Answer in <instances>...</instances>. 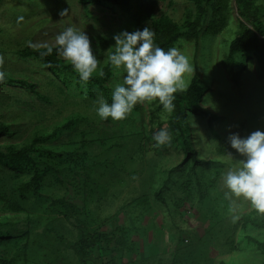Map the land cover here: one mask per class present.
Returning <instances> with one entry per match:
<instances>
[{
  "label": "rangeland",
  "instance_id": "obj_1",
  "mask_svg": "<svg viewBox=\"0 0 264 264\" xmlns=\"http://www.w3.org/2000/svg\"><path fill=\"white\" fill-rule=\"evenodd\" d=\"M140 1L131 0V9L125 11L118 7L112 9L107 4L84 7L79 0L0 1V72L3 73L0 77V121L10 125L14 132L12 137H0V146L5 149L8 145H27L35 136L51 133L74 117L83 116V119L88 117L91 119L89 125L78 123L72 132L68 134L66 131L54 144L59 148L60 142L66 144L68 139H72L80 146L78 134L85 130L90 133L87 138L98 139V142L91 145V149L86 152L101 163L96 165L97 174L100 175V178L98 175L96 178L99 179L101 187L107 188V193L104 198H100L98 191L95 190L93 192L95 201L88 207L101 221H106L122 208L118 217L119 225L132 229L137 227L136 229L141 231L140 235L134 232L131 239L137 242L138 254L125 253L121 257L113 253L111 257L114 263L220 264L225 261L228 264H264L262 251L253 242L247 241L250 235L264 243V229L251 225L247 230L242 227V216L252 211L254 207L250 201L242 198L233 197L235 200L233 204L225 196L228 189L223 184V174L229 168L236 167L241 157L232 148V150L224 148L230 152L228 157L222 156L219 150V144L225 146L222 142H228L230 133H239L244 137L257 129L264 130V73L258 74L256 58L252 56L253 62L250 64L254 78L247 70L248 58L244 53L240 55V62L236 60V55L232 57L230 65L234 67L235 62L237 68L234 74L230 70L228 76L233 79L234 85L227 81L221 67L222 60H225L230 44L239 30L234 1L231 3V21L219 37L203 29L198 38L191 40L181 38L175 44V47L188 57L193 68L192 72L186 73L183 77L186 87L196 77L197 86L203 90L200 91L203 92L202 104L208 105L203 107L208 109V113L221 116L214 114L211 127L204 134H200L193 143L199 154L198 159L217 161L219 162L217 165L202 168L194 167L191 162L183 164L185 158L183 147L176 144L172 138L169 143L163 145H158L153 140L158 129L157 120L152 121V113L158 114L160 120L165 123L171 115V112L165 110L159 102L137 104L122 120L111 118L102 120L97 115L96 105L92 100L97 86L93 85L91 80L81 81L77 72L68 69L70 63L61 54L60 57L66 63V71L60 74V77L45 70L39 62L19 56V52L28 46L35 49L59 46L55 38L68 27L84 31L89 35L94 53L99 60L98 69L92 78L100 76L106 67L112 68L111 79L106 84L107 98L111 101L112 91L117 84L123 83L125 75L123 68L116 69L109 64L108 55L115 51L116 42L113 38L115 34L124 30L132 32L145 26L152 28L153 20L160 17L170 18L182 27L186 20H193L198 16L197 6L190 0H161L160 12L155 18L146 20L140 16L137 9ZM255 5L264 9V0H256ZM65 12L66 14H61ZM259 18L264 26V16ZM209 20L210 15L207 16L203 27L208 26ZM259 40L260 48L264 49V38L259 37ZM8 79H12L13 83H7ZM24 81H27L28 86L20 84ZM181 91L183 89L176 93ZM80 92L84 94L81 96ZM99 93L103 95V92ZM138 105L144 112H139L140 116H137V113L134 115L136 112L134 109ZM189 116L190 114L186 116L182 124L185 127L189 119L196 124ZM141 131L145 132L144 135H150L148 142L143 139L144 137L142 139L138 137ZM217 135H221L225 141H218ZM196 136L197 134H194V141ZM108 140L124 144L126 147L106 152L104 145ZM53 145L49 147L53 149ZM106 158L111 161L104 163ZM103 166L108 169H103ZM165 183L168 186L163 191L165 204L161 205L159 202L154 206V196ZM186 185L191 192L188 198L183 191ZM207 186L212 189H206ZM68 192L61 190L56 194L65 196L68 202L82 208L85 195H80L73 189ZM146 194L153 201L151 205L154 207L137 226L134 222L135 209L131 204L135 201L140 204L142 196ZM221 201L230 203L233 207L223 209ZM176 203L180 205L178 210L173 206ZM33 209L37 210L38 207L32 205V200H29L24 206V211L20 213L13 214L1 210L0 221L12 218V221L15 220L16 229H23L26 216L33 213ZM55 226L60 235L68 236L67 228L71 227L67 222L60 218ZM14 228L7 227L3 231L19 236L21 232ZM101 228L109 232L112 230V224L104 222ZM41 231V229L33 231L31 237L42 240L45 236ZM160 232L163 237L156 240L155 237ZM73 235L76 237V230ZM161 238L164 243L159 246L162 243V240L159 243ZM51 241L55 240L52 238ZM44 245L42 251L32 246L29 256L37 260L40 252L51 251L49 244ZM151 247L159 248L154 257L149 256ZM8 249L6 251L13 256L15 248ZM66 255L68 257L65 260L58 259L55 264H76L77 260L70 250L66 251ZM111 257H103L102 262H111ZM148 258L147 263L144 260ZM41 260L43 261V258ZM45 261L49 262L47 258Z\"/></svg>",
  "mask_w": 264,
  "mask_h": 264
},
{
  "label": "trees",
  "instance_id": "obj_2",
  "mask_svg": "<svg viewBox=\"0 0 264 264\" xmlns=\"http://www.w3.org/2000/svg\"><path fill=\"white\" fill-rule=\"evenodd\" d=\"M130 1L131 0H79V3L84 7L107 4L110 5L112 9L118 7L120 10L125 11L129 8L131 9L132 6L130 7ZM190 1L197 6L198 16L196 19L186 20L183 24L184 27H181L178 23L167 17H160L153 20L152 29L156 34V44L167 50L170 47H175V44L181 38L189 40L198 38L203 29L219 37L224 33L231 21V3L234 1L237 7L236 12L238 17L236 20L239 24V30L238 35L230 44L229 52L225 60H222L223 64L221 63V67L224 70L227 81L234 85L233 79H230L228 76L230 75L228 72L231 70L232 74H234L237 67L235 62H233L234 67H232L230 61L232 57L236 55V60L238 59V62H240V55L244 53V56L248 58L247 70L250 76L254 77V74L250 71V64L253 62L252 56L255 57L258 62V74H260V72L264 73V49L259 46V37L264 38V26L259 16H264V9L255 5L256 0ZM161 4V0H141L140 3L137 4V9L140 16L146 18V20H150L155 18L160 12L159 6ZM208 15H210V20L208 26L205 28L203 25ZM59 47L60 46L51 47L52 52L50 54L42 55V53L47 51L48 47L35 49L28 46L25 50L19 52V56L39 62L41 67L45 70L53 73L56 77H60V74L62 75L66 71V63L57 51ZM68 69H70V71L73 69L71 64ZM111 72L112 68L108 66L103 69L100 76L90 78V82L97 86L94 90L95 94L92 97L93 101H96L97 93L103 92L105 99L111 102L106 94V84L111 79ZM195 78L196 77H194L183 91L175 93V107L171 111L168 121L166 123L162 122L160 116L155 113H152V121L157 120L158 131L166 126L171 134L172 140L180 147H183L182 150L185 154L183 164L191 162L194 167L200 166L203 168L209 165H217L219 162L202 161L198 159L199 154L196 152L194 148L195 144L193 143L197 141L200 134H204V132L211 127L216 114L208 113V109L203 107V105H206L202 104L201 101L203 92L200 93V91L203 90L201 87L197 86L198 84H196ZM9 82L13 83L12 79H8L7 83ZM20 84L28 86L27 81L20 82ZM80 94L82 96L84 93L80 92ZM153 102L156 104L159 101L153 100ZM147 103H149V101ZM155 109L159 111V109ZM134 110L136 111L134 115L137 113V116H140L139 112H143V108L139 105ZM188 114H190L189 117H192L196 124L194 125L192 123L193 121L189 119L190 124L188 123L187 125L189 127H185L182 124ZM90 120L88 117H84L83 119V116L82 118L74 117L63 127H57L51 133L35 136L27 145H8L5 149L0 146V211L13 212V214L14 212L20 213L24 211V206L29 200H32V205L38 207L37 210L33 209V213L26 216L27 220L23 229H16L15 220L12 221V218L11 220L7 218L0 221V264H55L58 259L62 258L65 260L66 257H68V255H66L67 250H70L75 260H77L76 264H122L114 263L111 255L115 253L122 257L125 253L138 254L137 242L131 239L134 232L140 235L141 231L136 229L137 227L132 229L128 226L119 225L118 217L120 216V210H122V208L113 216L107 218L106 221H101L95 217L88 207L91 202L95 201L93 195L95 190L98 191L97 194H99L100 198H104L107 193V188L101 187L99 179L96 178V175H98V177L100 176L97 174L96 165L101 163L97 161L96 158L93 159L90 153L86 152L91 145L98 142V139L87 138L90 133L85 130L78 134L80 146H77L78 142L72 139H68L66 144L60 142L61 145L59 148L58 145L54 144L66 131L68 134L72 132L78 123H87V125H89ZM201 128H203L202 131L200 130ZM153 132H155V130H153ZM13 134L14 132L11 126L0 121V137H12ZM144 134L145 132L141 131L138 137L141 139L144 137L143 139L148 142L150 135ZM194 134H197L195 141L193 138ZM65 136H67V134ZM202 136L205 137L204 135ZM216 137L220 142L225 141L221 135H217ZM111 141L112 140H108L105 142L104 147L106 152L114 151L116 148L122 149L126 147L124 144ZM222 143H225V146L219 144L221 148H219V150H221L220 154L224 157H228L230 152L226 149L232 150L231 146H229L227 141ZM49 145H53V149L50 148ZM45 158L46 160H44ZM108 160L111 161L106 158L104 163H109ZM114 161H116V159ZM103 169L108 168L103 166ZM195 177L198 178L197 175H195ZM167 187V183H165L164 187L155 194L154 206L159 202L161 205L165 204L163 191ZM70 189L75 190V192L80 195H85L83 197L84 205L82 208L68 202L69 200H67L65 196H58L56 194L57 191L61 190L65 193H69L68 191ZM206 189L210 190L212 188L207 186ZM183 191L188 198L191 192L187 185L184 187ZM143 196L140 204H138L137 201L131 204L135 209L134 222L137 226L144 220L149 210L154 207L151 205L153 201L149 195L146 194ZM224 201H221V207L223 209L230 208L231 204H227V202ZM140 205L142 206L141 208L139 207ZM173 206L178 210L180 205L176 203L173 204ZM176 214L179 215L178 212ZM259 215L261 217H259ZM60 218L70 225L71 228H67L66 233L70 238L59 234L55 224ZM242 221V227L245 230L248 229L249 225L254 228L264 229V213L257 211L255 208L244 214L242 216ZM104 222H110L112 224V230L109 232L103 231L101 224ZM7 227H15L14 229L20 231L21 234L19 236H13L4 232L3 229ZM38 229H41L42 234L45 236L42 240L31 237L32 232H37ZM74 230L77 231L76 237L73 235ZM156 233L158 234L159 232L156 231ZM159 237H163L161 232L159 235H156V240ZM52 238L55 241H51ZM161 240L162 243H160ZM247 241L249 243L253 242L264 254V243L257 241L250 235ZM29 243H31V247H38L40 251H42V247L45 246L44 244H49V250L51 251L46 253L44 251L40 252L39 258L34 260L32 259L33 256H29L31 248L28 247ZM159 243V246L163 245V238L160 239ZM52 245L57 248H54ZM154 246L156 247V245ZM10 247L15 248L13 256L6 251L9 250L8 248ZM59 247L61 250H59ZM155 247H151L150 252L148 251L150 257H154L159 252V248ZM52 248H54V250H52ZM103 257H111V262H102ZM41 258H43V261ZM46 258L49 262L45 261ZM144 261L148 263L149 258ZM220 264L228 263L223 261Z\"/></svg>",
  "mask_w": 264,
  "mask_h": 264
},
{
  "label": "clouds",
  "instance_id": "obj_3",
  "mask_svg": "<svg viewBox=\"0 0 264 264\" xmlns=\"http://www.w3.org/2000/svg\"><path fill=\"white\" fill-rule=\"evenodd\" d=\"M155 35L149 26L114 35L115 51L109 53L108 59L114 68H123L125 75L123 83L117 84L112 91L111 102L97 93L94 104L100 119H125L137 104L153 100H158L168 112L174 109L175 93L186 87L183 77L193 68L179 48L166 50L156 44ZM55 39L60 46L57 51L79 74L80 80L88 82L99 65L89 35L68 27ZM51 52L52 48L48 47L42 55ZM153 140L163 145L171 141V134L167 128H161ZM228 142L241 159L236 167L223 174V184L228 189L226 198L233 204V197L250 201L257 211L264 213V130L257 129L244 137L230 133Z\"/></svg>",
  "mask_w": 264,
  "mask_h": 264
}]
</instances>
